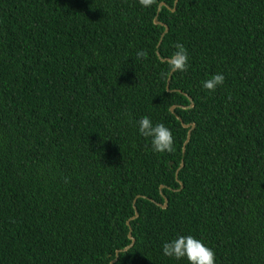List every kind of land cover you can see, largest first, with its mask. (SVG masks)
Here are the masks:
<instances>
[{
    "label": "trees",
    "instance_id": "trees-1",
    "mask_svg": "<svg viewBox=\"0 0 264 264\" xmlns=\"http://www.w3.org/2000/svg\"><path fill=\"white\" fill-rule=\"evenodd\" d=\"M180 235L264 264V0H0V264H187Z\"/></svg>",
    "mask_w": 264,
    "mask_h": 264
},
{
    "label": "clouds",
    "instance_id": "clouds-1",
    "mask_svg": "<svg viewBox=\"0 0 264 264\" xmlns=\"http://www.w3.org/2000/svg\"><path fill=\"white\" fill-rule=\"evenodd\" d=\"M138 2L147 8L156 4L157 0H138ZM175 47L176 51L168 59V72L164 73L165 76L172 72L187 70L188 53L186 48L180 43H177ZM136 55L141 59L147 58V53L143 50H138ZM224 79L223 74L216 73L205 80L202 87L209 92H214L218 86L223 85ZM138 131L143 137L150 140L154 152L170 153L174 150L172 132L163 123L154 125L149 117L144 116L138 121ZM162 253L177 260L185 259L187 264H215L213 250L192 235H180L165 242L162 245Z\"/></svg>",
    "mask_w": 264,
    "mask_h": 264
},
{
    "label": "water",
    "instance_id": "water-1",
    "mask_svg": "<svg viewBox=\"0 0 264 264\" xmlns=\"http://www.w3.org/2000/svg\"><path fill=\"white\" fill-rule=\"evenodd\" d=\"M176 1H177V0H175V3H176ZM161 5H164V3L161 2L159 6H161ZM154 21H155L156 23H158V21H157L156 18L154 19ZM166 29H167V27L165 28V30H166ZM163 60H164V59H163ZM165 60H168V59H165ZM166 87H167V89H168V83H167ZM170 109H171V111H173V110H174V106H171ZM183 126L187 127V126H189V125L183 124ZM190 126L193 127L194 125L191 124ZM189 135H190V130L188 131L187 139L189 138ZM186 141H187V140H186ZM182 164H183V161H181L180 166H182ZM177 177H178V169H177L176 172H175V178L178 179ZM136 216H137V214H135L134 218H135ZM127 225H129L128 222H127ZM128 238L131 240V244H130L128 247H126L124 250L129 249V248L132 246V244L134 243V239L131 237L130 232H129ZM118 253H119V252H116V256L118 255ZM110 264H113V262H111Z\"/></svg>",
    "mask_w": 264,
    "mask_h": 264
}]
</instances>
